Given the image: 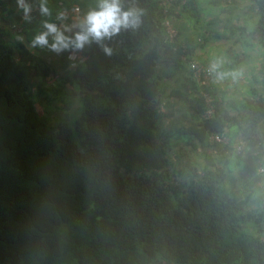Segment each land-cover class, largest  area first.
<instances>
[{"label": "trees", "instance_id": "1", "mask_svg": "<svg viewBox=\"0 0 264 264\" xmlns=\"http://www.w3.org/2000/svg\"><path fill=\"white\" fill-rule=\"evenodd\" d=\"M57 2L25 0V19L19 0H0V264H264V195L250 186L252 159L233 175L241 162L229 146L238 121L264 127V91L224 108V88L194 79L190 61L207 60L170 40L164 19L197 14V1L173 0L164 13L160 0H136L138 30L105 40L111 54L95 43L79 52L61 74L81 98L72 128L45 121V99L33 96L49 90L40 78L50 64L31 41L65 15ZM251 4L264 37V0ZM161 60L185 73L183 91L167 88ZM258 70L264 84V62ZM216 133L224 140L210 141Z\"/></svg>", "mask_w": 264, "mask_h": 264}, {"label": "rangeland", "instance_id": "2", "mask_svg": "<svg viewBox=\"0 0 264 264\" xmlns=\"http://www.w3.org/2000/svg\"><path fill=\"white\" fill-rule=\"evenodd\" d=\"M188 1L189 0H186V2ZM196 1L201 10L197 14L194 13V10L191 11V15H196V18H193L192 16L187 17L188 20H185V24L189 26L182 32V35L187 36L188 43L195 45V47H200V52H194L192 55L200 60H205L204 55H208L207 60H210L217 55H224L228 60V67L251 64L254 59L253 56L248 55L246 50H241L243 52L242 54L238 49L237 43L241 45L244 40V31L241 32V30H243L241 27H244L248 20L258 19V13L255 8L248 9V11L252 13L251 16H241L237 14L240 11V7H242L241 9L245 7V5L243 6L241 4V0H229L231 4H227L225 0ZM47 3L48 2H46V6ZM57 3L59 5L61 3L65 4V8H68L64 10V16L66 18H73L78 13L88 12L91 8H94L97 0H59ZM188 5L192 8V4L188 3ZM66 18L60 21L66 24ZM209 18L223 19V21H219V24L226 23V27L222 25H211L208 23H197L198 20H207ZM215 33H219V36L221 37H216ZM37 51L50 64L49 75L45 78H40V81L43 82L44 88H48L49 90H46L43 95L36 93L33 94L36 101L40 97L45 99L41 105L37 103V110L45 121L50 123L65 122L72 128L74 126L75 118L81 111V98L77 87L74 85L69 87L62 84L61 74H64L68 68L73 65L74 61L81 58L80 53L79 51H65L57 54L47 48L40 47ZM65 56L67 59L66 67L63 65V59ZM261 62H264L263 48L256 54L255 67H250L251 79L247 83L234 85L231 90L227 87H223L225 93H222L221 96L225 102L221 98H219V100L224 108H227L226 105H229V100L237 103L244 97L253 96L255 92L263 93L264 84L260 79L261 73H259L258 70V64H261ZM160 67L166 75L169 74L172 76L171 78L166 77L167 88L172 89L177 87L183 91L185 73L179 71L173 66L164 64L162 60L160 61ZM187 102L185 101V103H182L180 106V101L176 100V109H178L179 112L188 109ZM210 149L211 148L209 147V150ZM202 150V147L198 145V150L193 154L194 157L200 161L202 159L198 153ZM233 168L232 171L235 172V169L233 170ZM251 223L252 225L257 226L254 221H251Z\"/></svg>", "mask_w": 264, "mask_h": 264}, {"label": "clouds", "instance_id": "3", "mask_svg": "<svg viewBox=\"0 0 264 264\" xmlns=\"http://www.w3.org/2000/svg\"><path fill=\"white\" fill-rule=\"evenodd\" d=\"M241 2L243 3V0ZM19 4L23 9L25 19H30L28 15L30 6L25 3V0H19ZM253 7L251 0H249L237 14L251 16L252 13L248 9ZM39 10L41 14H50L49 9L43 2H41ZM82 13H85L82 19H78L73 25L75 29L69 27L71 20L75 17H68L70 19L65 24L60 21V19L65 18L63 13L58 14L57 24L45 21L43 24L44 30L34 36L31 45L47 48L59 54L65 51L80 52L86 45L95 43L101 46L106 54H111V49L104 41L110 40L122 31L131 30L135 32L138 30L142 25L145 10L138 6L136 0H129L127 6H125L124 0H97L94 8ZM257 22L256 19H251L244 25V40L241 44V49L246 50L248 55L253 56V62L228 67L226 56H214L205 69L212 83L218 87H227L231 90L234 85L247 83L251 79L250 67H255L256 54L264 48V43H262L264 37L254 35ZM75 62H73V65L76 64ZM230 136L232 140L229 146L234 158L241 162L237 164V172H234L233 175H237L244 160L252 159L255 170L250 174L248 180L250 186L256 189L257 195H264V127L253 123L251 119L240 120L234 124ZM254 141L256 142L255 147L253 146Z\"/></svg>", "mask_w": 264, "mask_h": 264}, {"label": "built area", "instance_id": "4", "mask_svg": "<svg viewBox=\"0 0 264 264\" xmlns=\"http://www.w3.org/2000/svg\"><path fill=\"white\" fill-rule=\"evenodd\" d=\"M172 3H173V0H160V4L162 6V10L164 13L169 12L170 7L173 5ZM84 14L85 13L76 14L75 18L72 19V21L70 22L69 27L73 28V25L78 21V19H82ZM164 25L166 28V33H167L168 38L170 40H173L175 38V36L177 35V30L172 26V23L170 22V19L167 16H165ZM73 29H75V28H73ZM206 67H207V64L200 63V62L195 61V60L190 61V68L192 69L194 79L200 85H205V86L207 85L208 86L210 84V78L208 77V75L205 71ZM202 95L204 97V101L207 104V108H206L205 112L203 113V116L206 118V117L211 116V114L213 112V108L211 106L212 98L207 92L202 91ZM209 140L221 142L224 139L222 138L221 135L216 133V134H211L209 137Z\"/></svg>", "mask_w": 264, "mask_h": 264}, {"label": "crops", "instance_id": "5", "mask_svg": "<svg viewBox=\"0 0 264 264\" xmlns=\"http://www.w3.org/2000/svg\"><path fill=\"white\" fill-rule=\"evenodd\" d=\"M226 2H227V4H231L230 3V1L229 0H225ZM249 2V0H246V1H243V3H241L243 6L244 5H246L247 3ZM175 8L176 9H178V7H176L175 6ZM242 7H240V9H241ZM177 14H174L173 16H172V21H171V19H170V22L172 23V26L177 30V35L179 36V39L182 41V44H188L190 47L192 46V47H194L195 49H194V51L193 52H200V47L198 46V47H195V45H192V44H190V43H188L187 42V36H185V35H182V32H183V30H185V29H187L188 28V26L189 25H187V24H185V20H188L187 19V17H193V18H195L193 15H191V13H190V11H185V12H181L180 13V9H178V12H176ZM210 19V18H209ZM209 19H207V20H198V21H200V22H197V23H208V24H210L208 21H209ZM217 20H219V19H216V21ZM222 20V19H221ZM218 25H222V26H224V27H226V25H224V24H219L218 23ZM217 25V26H218ZM220 31V30H219ZM183 39V40H182ZM185 40V41H184ZM237 45H238V49L241 51L242 49H241V45L239 44V43H237ZM241 53L243 54V52L241 51ZM207 58H208V55L206 56V55H204V59L205 60H207ZM211 60V59H210ZM210 60H207L206 62L207 63H204V64H208V62L210 61ZM258 66H259V68H260V63L258 64Z\"/></svg>", "mask_w": 264, "mask_h": 264}]
</instances>
